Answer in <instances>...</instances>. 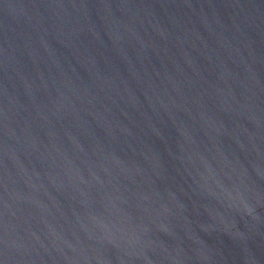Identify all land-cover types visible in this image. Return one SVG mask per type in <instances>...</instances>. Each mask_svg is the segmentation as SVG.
Here are the masks:
<instances>
[{"label": "water", "instance_id": "water-1", "mask_svg": "<svg viewBox=\"0 0 264 264\" xmlns=\"http://www.w3.org/2000/svg\"><path fill=\"white\" fill-rule=\"evenodd\" d=\"M0 264H264V0H0Z\"/></svg>", "mask_w": 264, "mask_h": 264}]
</instances>
